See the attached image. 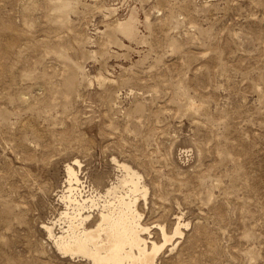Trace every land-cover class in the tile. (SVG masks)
Returning a JSON list of instances; mask_svg holds the SVG:
<instances>
[{
    "label": "rangeland",
    "instance_id": "374dc122",
    "mask_svg": "<svg viewBox=\"0 0 264 264\" xmlns=\"http://www.w3.org/2000/svg\"><path fill=\"white\" fill-rule=\"evenodd\" d=\"M67 2L0 0V264H92L42 230L75 160L86 198L136 171L158 242L189 223L159 264H264V0Z\"/></svg>",
    "mask_w": 264,
    "mask_h": 264
},
{
    "label": "bare ground",
    "instance_id": "6f19581e",
    "mask_svg": "<svg viewBox=\"0 0 264 264\" xmlns=\"http://www.w3.org/2000/svg\"><path fill=\"white\" fill-rule=\"evenodd\" d=\"M129 29L127 26L125 31ZM98 81L111 82L104 76ZM188 106V111L197 110L195 103ZM76 165L81 166L75 160L65 168L66 185L60 196L64 210L59 219L42 226L63 258H84L92 264H159L165 248L184 237L183 230L189 223L179 216L172 230L157 225L161 242L155 240L152 228L143 224L137 208L139 197L146 200L148 190L141 187V176L131 167L120 165L125 174L106 188L104 195L93 190L86 198L79 191L84 182L74 168Z\"/></svg>",
    "mask_w": 264,
    "mask_h": 264
}]
</instances>
